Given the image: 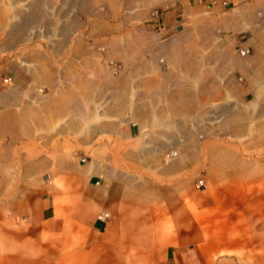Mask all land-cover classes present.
I'll return each instance as SVG.
<instances>
[{
  "label": "crops",
  "instance_id": "obj_1",
  "mask_svg": "<svg viewBox=\"0 0 264 264\" xmlns=\"http://www.w3.org/2000/svg\"><path fill=\"white\" fill-rule=\"evenodd\" d=\"M236 244H264V0H0V264Z\"/></svg>",
  "mask_w": 264,
  "mask_h": 264
},
{
  "label": "rangeland",
  "instance_id": "obj_2",
  "mask_svg": "<svg viewBox=\"0 0 264 264\" xmlns=\"http://www.w3.org/2000/svg\"><path fill=\"white\" fill-rule=\"evenodd\" d=\"M160 8L158 9L162 12ZM20 221L24 220L18 219L15 223L19 224ZM220 255L227 259L223 261L219 258L217 264H264V244H236L235 249L225 250Z\"/></svg>",
  "mask_w": 264,
  "mask_h": 264
},
{
  "label": "built area",
  "instance_id": "obj_3",
  "mask_svg": "<svg viewBox=\"0 0 264 264\" xmlns=\"http://www.w3.org/2000/svg\"><path fill=\"white\" fill-rule=\"evenodd\" d=\"M223 3H225V1H223ZM161 13L162 12L158 8H155V9L151 10L150 15H151V17L154 18V17L160 16ZM238 52H239L240 55L246 56V55L249 54L250 50H249V48H241V49H239ZM109 64L112 65L116 70L121 68V64H119V63H117V62H115L113 60H110ZM11 80H12L11 77L5 76V77H3L2 82L5 83V84H9V83H11ZM46 178H48V175H46ZM204 185H205V182H204V178L203 177H199L196 180V182H195V186L197 188H202V187H204ZM107 216H108V213H106V212H104L103 214L99 215L100 218H105Z\"/></svg>",
  "mask_w": 264,
  "mask_h": 264
}]
</instances>
